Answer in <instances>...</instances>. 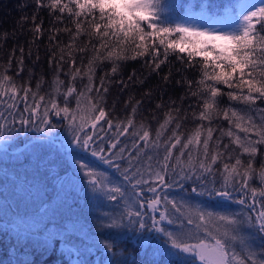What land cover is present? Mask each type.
<instances>
[{
  "label": "snow or ice",
  "instance_id": "snow-or-ice-1",
  "mask_svg": "<svg viewBox=\"0 0 264 264\" xmlns=\"http://www.w3.org/2000/svg\"><path fill=\"white\" fill-rule=\"evenodd\" d=\"M35 4L37 9L48 8L50 15L58 11L61 15L55 19L61 23L63 14L67 12L76 31L73 33L68 27L49 29L54 33L49 36L50 43L55 40V34L61 31L70 35L69 43L60 48L58 60L55 50H51L49 64H55L57 73L52 82V93L40 95L39 91H32L27 82L17 85L6 71H0V100H4L9 110L7 113L0 112V138L4 137L5 129L8 133H19L21 129L27 131L29 126L33 131L47 135L56 127L51 123L49 114L57 117L63 114L71 136V148L95 158V161H91L77 156L73 161L85 177L90 191L106 200L125 203L126 211L118 219L113 218L106 225L107 228H128L139 233H155L156 239L163 245L154 250V255L160 258L191 257L189 264H195L196 261L199 264H264V249L254 250L241 236V230L245 226L264 235V187H250L249 183L254 160L259 152L258 146L264 145V108L254 107L258 99H264V7L249 11L233 30L223 31L207 28L201 30L188 23H168L164 16L166 5L163 0H35ZM27 20V16H21V28ZM35 20L34 13L32 27L29 29L32 32L30 45L43 34L41 24L35 23ZM85 34L89 36L88 42L77 46V40ZM93 34L97 43H92ZM74 47H78L81 53L91 50L95 55L89 59L87 65L74 67L75 57L71 51ZM65 49L68 50L67 60ZM19 52L17 76L24 70L22 46ZM175 52L182 54L177 59L186 68L200 70L201 78L195 81V90H192L193 81H177V84H187L191 95L196 97V107L200 110L193 111L192 118L200 123L195 125L191 133L181 132L180 122L187 119V114L181 116V108L169 105L154 139L150 129L142 123L138 132L130 133L134 152L127 145L118 147L121 143L119 137L129 133V128L135 127L134 116L141 101L137 100L132 105L127 123L114 125L113 120L108 119L103 104V93L108 91L104 86L105 80L119 72L118 61L145 56L149 57L145 66L150 73L159 75L161 65L167 62L170 53ZM197 57L201 58L200 61L195 59ZM14 58L13 52L8 63L11 64ZM36 59L39 60L38 55ZM103 60L112 62L111 72L100 78L99 86H94L95 62ZM65 63L69 65V71L65 73L69 79L66 90L62 91L65 81L59 79V73L63 71L62 65ZM134 76L135 73L130 75L129 81ZM85 77L88 83L77 92L75 80L80 78L83 81ZM169 79L170 73L163 77L165 83ZM137 82L143 83L142 80ZM41 84L42 81L37 82V90ZM218 85L239 91L222 93ZM124 86L127 87V84ZM93 92L96 93L94 97L86 96ZM57 95L63 96V107L57 102ZM145 95L149 93L146 92ZM221 95H227L236 104L245 105L246 109L238 110L235 106L221 109L217 99ZM74 96L76 109L69 106L70 98ZM29 98L31 104L28 103ZM81 98H87L86 109L81 108ZM17 100L24 102L19 115L13 111L16 109ZM162 107L161 104L156 105L157 109ZM253 112L257 113L258 121L252 116ZM221 118L228 122V129H214L211 126L214 119ZM102 120L106 121L109 128L116 129L115 141L109 139L107 148L104 147L103 138L97 143L93 135L86 132L81 135L85 126L90 125L95 130ZM17 124L21 128H15ZM170 125L175 126L169 129ZM233 126L237 132L244 133V136L234 133ZM166 129L171 134L163 138ZM214 131H219L220 134L214 137ZM225 136L230 143H223ZM231 145L236 148L233 149ZM146 149L149 151H145ZM236 149L240 151L237 152ZM151 150L156 151L155 156L151 154ZM244 155L249 157L246 161L242 159ZM184 156L187 157L186 162L181 161ZM173 159L177 163H173ZM117 161H123L124 165ZM217 164L221 167H214ZM100 165L114 169V173L100 169ZM169 172L173 176H179L180 181L195 177L202 184L207 177H213L211 189L204 185L210 196L214 192L223 200H232L251 209V213L246 217L242 213L218 214L177 203L166 193L161 196L158 189L171 187ZM216 176L222 181L220 189L214 186ZM259 176L261 184L264 185V164L261 165ZM141 185H147L146 191L153 194L147 199L146 206L141 202V192L135 191ZM192 191L196 193L197 189L193 188ZM232 191L240 193V198L233 200ZM199 194L203 195V192ZM136 205L139 207H135ZM156 212H159V219L152 215L151 224H147V214ZM185 220L187 225L194 226L195 231L185 226ZM165 222L174 226L173 230L165 227ZM201 232L202 236L199 235ZM192 239L196 242H190ZM105 248L108 252L113 251L109 244H105ZM153 264H159V260L153 261Z\"/></svg>",
  "mask_w": 264,
  "mask_h": 264
},
{
  "label": "trees",
  "instance_id": "trees-1",
  "mask_svg": "<svg viewBox=\"0 0 264 264\" xmlns=\"http://www.w3.org/2000/svg\"><path fill=\"white\" fill-rule=\"evenodd\" d=\"M174 1L173 12H176V14L190 11L216 16L234 12L235 9L241 7L243 2L248 0ZM72 7L75 6L72 5ZM49 11L48 8L37 9L35 0H0V71H6V74L10 75L17 85L27 82L32 91H39L40 95L52 93V82L57 76L55 64H49L51 50H55L58 60L60 48L66 46L70 40L69 33L61 31L55 34V40L50 43L49 36L54 33L50 32L49 29L68 27L71 32L75 33L76 31L75 25L71 23V17L67 12L63 14V23H61L55 19L61 14L57 11L52 12L50 15ZM34 13L36 14L35 23L41 24L43 34L40 39L35 40L30 45L32 32L29 29L32 27ZM21 16L28 17L22 28L20 25ZM257 28H259V25H257ZM88 40L89 36L85 34L79 37L76 44L77 46H83ZM92 43H97L95 34L92 35ZM21 46L24 48V70L17 76V61ZM29 47L31 48V58H29ZM67 51L65 49L66 60L68 59ZM71 51L75 57L74 67H80L82 64L87 65L89 59L95 55L91 50L81 53L78 47H74ZM101 51L104 52L103 49ZM160 51L163 53V48ZM13 52L15 58L9 64V56ZM37 55L39 60L36 59ZM178 55L182 54L178 52L169 54L167 62L161 65L159 69V75L154 72L150 73L145 66V61L149 59L147 56L118 61L119 72L110 75L105 80L104 86L108 88V91L103 93V104L108 119H112L114 125L116 123H127L132 105L137 100L141 101L134 116L135 127L129 128V133L119 137L121 143L118 147L127 145V148L134 152V149H132L133 137L130 133L133 131L138 132L142 123L150 129L151 136L154 139L156 130L165 119V113L168 111L169 105L181 108V116L187 114V119L180 122L182 125L181 132L191 133L195 125L200 123V121L192 118V112L200 110L196 107V97L191 95L187 84H177V81L191 80L194 82L192 90H195L197 87L195 81L201 78V73L199 68H186L182 65L177 59ZM195 59L200 61L199 57ZM95 63L93 84L99 86L100 78L104 77L105 73L111 72L112 62L103 60ZM62 68L63 71L59 73V79L65 81V87H62L63 91L66 90L69 79L65 75L69 71L68 63L63 64ZM133 73H135L134 79L129 81L128 78ZM169 73V82L165 83L163 77ZM139 80H142L143 83L137 82ZM38 81H42L39 90L36 88ZM120 81L124 83H120ZM87 83L86 77L83 81L77 78L75 80L77 92ZM125 84H127V87L124 86ZM218 87L222 93L236 90L229 89L224 85H218ZM238 91L236 90V92ZM101 92H103L102 89ZM146 92L149 95L146 96ZM95 95V92L86 94L87 97H94ZM217 99L221 109L230 108L231 104H236V102L229 101L227 95H221ZM57 102L61 107L64 106L62 95H57ZM28 103L31 104V98H29ZM157 104H161L163 107L157 109ZM257 104L261 107L264 105V101L257 100ZM236 105L238 106V104ZM69 106L76 109L75 96L70 98ZM87 106V98H81V108L86 109ZM23 107L24 102L17 100L16 109L13 111L19 115ZM8 111L4 100H0V112L7 113ZM253 117L258 121L256 114ZM49 119L56 127L47 135L33 131L29 126L27 131L21 129L19 133H8L5 129L4 137L0 138V264H113V262L115 264H153L155 260H159V264H189L191 257L187 259L175 256L160 258L154 255L156 248L163 247L162 243H159L161 241L152 236L155 233L152 234L147 231L139 233L130 231L128 228L110 229L106 227L113 217L118 219L126 211V208L122 205V202L118 204L115 201L106 200L90 191L85 177L76 174L70 167L67 155L75 153V155L91 161H95V158L71 148V136L69 135L67 122L63 119V114L57 117L50 113ZM204 123L207 124V121ZM174 126L170 125L169 129ZM211 126L214 129L220 127L228 129L229 127L228 122L222 118L214 119ZM15 128H21V126L17 124ZM232 130L238 135L241 134L237 132L234 126ZM84 132L93 135L97 143H100V138H103L105 148L108 146L109 139L115 141V127L109 128L104 120L97 124L95 130L90 125L85 126L81 135ZM170 134V130H164L163 138H167ZM219 134V131L213 132L214 137ZM223 143H230L227 136L224 137ZM231 147L236 148L235 145H231ZM258 148L259 152L254 160V170L249 180L250 187L254 188L264 187L259 176L261 165L264 164V145H259ZM145 151L149 150L146 149ZM236 151L239 152L240 150L236 149ZM125 154L127 155V152ZM151 154L155 156L156 151L151 150ZM162 156L163 153L161 152V159ZM248 158L247 155L242 157L245 161ZM186 160V156L181 158L183 162H186ZM117 162L121 163L122 166L124 165L123 161ZM172 162L177 163L174 159ZM96 163L99 162L96 161ZM100 167V169H106L108 173H114V169L108 168L106 165H100ZM214 167L219 168L221 165L217 164ZM169 177L171 178V187L158 189L161 196L170 192L179 193L183 197L177 203H184L202 209H204L203 206H212L216 201L222 200L225 207L239 210L245 217L251 213V209L244 208L232 200H223L217 197L214 192L210 196L204 185H207V189H211L213 187V177H207L203 184L197 182L195 177L180 181L179 176H173L171 172H169ZM215 179L214 186L220 189L222 181L219 176H216ZM146 188L147 185H141L135 189V191L141 192L143 202L153 195L147 192ZM193 188L197 189L196 193L192 191ZM129 191L131 192L130 186ZM201 192H203V195L199 194ZM248 195L250 196V191ZM232 197L233 200L239 199L240 193L232 191ZM152 215L159 219V212L152 213ZM152 215L148 213L146 216V222L149 225L152 222L150 219ZM69 219L80 220L89 234L106 241L107 244L111 245L113 251L108 252L105 245H97L77 234L67 233L63 237H57L51 236L43 230L50 225L60 227ZM19 220H31L37 226L34 230H29L24 226H19ZM241 236L249 242L254 250L264 249V235L245 226L241 230ZM149 244L151 247H149ZM195 264H199V261H196Z\"/></svg>",
  "mask_w": 264,
  "mask_h": 264
},
{
  "label": "rangeland",
  "instance_id": "rangeland-1",
  "mask_svg": "<svg viewBox=\"0 0 264 264\" xmlns=\"http://www.w3.org/2000/svg\"><path fill=\"white\" fill-rule=\"evenodd\" d=\"M163 3L166 5L164 16L167 19L168 23H174V22L188 23V24L195 25L201 30L207 28L209 30L216 29V30H223V31L233 30L241 22L243 16L246 15L249 11H256L259 8L264 7V2H262V0H248L246 2H243L241 7L235 9L234 12H231L229 14L210 16V15H204L202 12L192 13L190 11L179 12L178 14H176V12L175 13L173 12L174 4H175L174 0H163ZM236 90L238 91V89ZM236 90L233 92H236ZM244 90L247 91L246 88ZM258 100L264 101V99H258ZM242 105L243 104H238L237 106L236 104H233V105L231 104L230 106L231 107L235 106L238 110L246 109V106L244 105L245 107H243ZM259 106L260 105L257 104L254 107H256L257 109L264 108V105L261 107ZM254 114H256L257 116L256 112L252 113V116H254ZM240 135L244 136V133H241ZM77 156L78 155H75V154H69L67 155V161L70 167L74 170L76 174L83 175L73 163V161L76 160ZM86 160H89V159H86ZM129 194H131L130 191H129ZM167 196L170 199L175 200L176 202L181 201V198L183 197L182 194H179V193L175 194L171 192L168 193ZM147 199L148 198H146L145 200L147 201ZM146 201H144L145 206H146ZM122 205L125 207V203L123 201H122ZM137 206L139 205H136L135 207ZM203 208L205 211H211V212L218 213V214L241 213L239 210H232V209H228L227 207H225V204L222 200L216 201V203H214L212 206H209V205L208 207L203 206ZM150 214L152 215V213ZM18 223H19L18 224L19 226H22V227L24 226V228L29 229V230H34L35 227L37 226L31 220L30 221L19 220ZM184 224L187 228H193V231H195L194 226L187 225L186 220L184 221ZM165 227H168L169 230H173L174 228V226L167 225L166 222H165ZM43 230L46 231L51 236L63 237L67 233H73V234L80 235L84 237L85 239H87L88 241L96 243L97 245L104 246L105 244H107L106 241L98 238L95 235L89 234L85 226L83 225V223L80 220H76V219H71V220L69 219L65 221L63 225L60 227L50 225L48 227H45ZM199 235L202 236L203 233L201 232L199 233ZM152 236L156 238V234H153ZM190 242L195 243L196 240L192 239Z\"/></svg>",
  "mask_w": 264,
  "mask_h": 264
}]
</instances>
